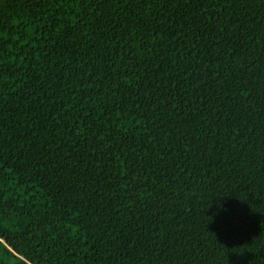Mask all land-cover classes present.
I'll return each mask as SVG.
<instances>
[{"label":"trees","instance_id":"trees-1","mask_svg":"<svg viewBox=\"0 0 264 264\" xmlns=\"http://www.w3.org/2000/svg\"><path fill=\"white\" fill-rule=\"evenodd\" d=\"M0 264H264V0H0Z\"/></svg>","mask_w":264,"mask_h":264}]
</instances>
